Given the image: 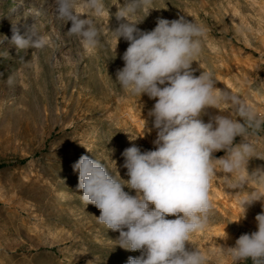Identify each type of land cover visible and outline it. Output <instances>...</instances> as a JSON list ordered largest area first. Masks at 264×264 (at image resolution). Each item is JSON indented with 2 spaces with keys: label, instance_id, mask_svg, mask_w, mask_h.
<instances>
[{
  "label": "rangeland",
  "instance_id": "obj_1",
  "mask_svg": "<svg viewBox=\"0 0 264 264\" xmlns=\"http://www.w3.org/2000/svg\"><path fill=\"white\" fill-rule=\"evenodd\" d=\"M115 2L105 0L106 6ZM25 3L26 10L36 8V17L14 13L12 0H0V264H127L141 252L120 247L119 232L98 223L100 210L81 202L73 165L88 155L113 172L117 168L127 180L123 150L133 143L142 152L155 150L156 129L149 115L155 99L129 94L115 80L128 47L120 38L116 55L112 50V29L119 22L114 15L109 18V12H116L115 5L97 15L83 0L76 4L75 12L91 18L99 33L97 47L90 49L69 31L57 0ZM152 6L157 9L137 26L150 31L158 18L180 16L203 25L194 75L211 72L218 89L235 95L264 119V0H153ZM16 29L36 43L16 48L11 43ZM218 112L239 118L231 103H221L208 110L204 121ZM144 120L151 132L130 140L142 135ZM247 139L255 146L247 185L234 189L235 173L214 177L213 214L206 227L190 237L208 264H231L226 247L257 230L259 201L247 208L246 218L230 222L241 214L237 201L244 192L264 191V184L251 178L264 177V125L250 131ZM124 190L135 195L132 189ZM224 231L227 240L220 238Z\"/></svg>",
  "mask_w": 264,
  "mask_h": 264
},
{
  "label": "clouds",
  "instance_id": "obj_2",
  "mask_svg": "<svg viewBox=\"0 0 264 264\" xmlns=\"http://www.w3.org/2000/svg\"><path fill=\"white\" fill-rule=\"evenodd\" d=\"M79 2L57 0L58 12L70 24L69 31L95 49L99 42L97 27L91 18L75 12ZM152 4L153 0H116L111 6L117 10L110 14L111 6H106L105 0H83L89 12L98 15L107 7L109 18L114 15L119 22L112 29V50L116 55L120 38L128 42V47L115 80L129 94L155 99L149 113L156 129L155 150L142 152L134 143L123 150L127 180L120 177L117 168L113 172L88 155H81L73 170L79 173L81 202L100 210L98 223L119 232L120 247L141 252L139 257H129L127 264H208L207 257L192 246L190 237L202 231L213 214L210 194L214 177L235 173L232 187L243 189L247 185V165L255 154V146L247 138L250 131L264 125V119L235 95L218 89L211 72L194 75L192 63L202 51L203 25L180 16L158 18L150 31L137 26L151 9H157ZM11 43L26 49L36 42L16 29ZM221 103H231L239 118L218 112L205 122L203 116L208 110L218 109ZM151 130L144 120L142 135L130 140ZM220 151L224 155L217 157L215 153ZM251 178L264 184V177L258 174ZM257 201L262 206L255 216L257 230L241 234L234 246L226 247L231 264H264V191L244 192L237 201L241 214L230 222L246 218L247 208ZM220 238L227 240L228 233L224 231Z\"/></svg>",
  "mask_w": 264,
  "mask_h": 264
},
{
  "label": "bare ground",
  "instance_id": "obj_3",
  "mask_svg": "<svg viewBox=\"0 0 264 264\" xmlns=\"http://www.w3.org/2000/svg\"><path fill=\"white\" fill-rule=\"evenodd\" d=\"M12 2L16 4L13 9L14 13L24 11L25 14L30 13L33 17H36L38 15V11L36 10V8L31 7V10H26L25 0H12Z\"/></svg>",
  "mask_w": 264,
  "mask_h": 264
}]
</instances>
